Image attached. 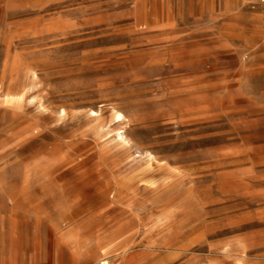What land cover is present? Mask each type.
<instances>
[{
    "label": "rangeland",
    "instance_id": "374dc122",
    "mask_svg": "<svg viewBox=\"0 0 264 264\" xmlns=\"http://www.w3.org/2000/svg\"><path fill=\"white\" fill-rule=\"evenodd\" d=\"M0 264H264L255 0H0Z\"/></svg>",
    "mask_w": 264,
    "mask_h": 264
},
{
    "label": "built area",
    "instance_id": "2783aa9c",
    "mask_svg": "<svg viewBox=\"0 0 264 264\" xmlns=\"http://www.w3.org/2000/svg\"><path fill=\"white\" fill-rule=\"evenodd\" d=\"M255 4L264 11V0H255Z\"/></svg>",
    "mask_w": 264,
    "mask_h": 264
},
{
    "label": "bare ground",
    "instance_id": "6f19581e",
    "mask_svg": "<svg viewBox=\"0 0 264 264\" xmlns=\"http://www.w3.org/2000/svg\"><path fill=\"white\" fill-rule=\"evenodd\" d=\"M117 120L120 121V120H121V116H118V117H117Z\"/></svg>",
    "mask_w": 264,
    "mask_h": 264
}]
</instances>
